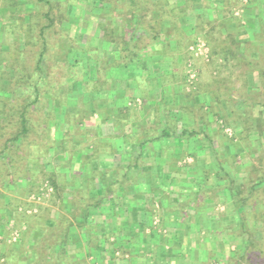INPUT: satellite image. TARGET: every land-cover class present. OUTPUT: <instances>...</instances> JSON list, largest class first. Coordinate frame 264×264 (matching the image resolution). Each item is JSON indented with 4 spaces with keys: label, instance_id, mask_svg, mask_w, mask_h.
I'll use <instances>...</instances> for the list:
<instances>
[{
    "label": "crops",
    "instance_id": "crops-1",
    "mask_svg": "<svg viewBox=\"0 0 264 264\" xmlns=\"http://www.w3.org/2000/svg\"><path fill=\"white\" fill-rule=\"evenodd\" d=\"M233 2V0H126L128 9L124 14L119 8L114 9L113 1L110 2L109 8L100 5V13L93 20L94 23L81 30L86 39L94 38L93 42L97 40V44L90 46H93L95 52L100 55L98 56L100 63L97 66L101 70L95 75V83L98 82L100 85L95 84L94 88L92 87L94 92L82 93L80 103L82 102L83 107L76 111L79 115L78 121H85L80 125L95 132L96 136L94 135L92 143L85 144L84 136L70 138L72 136L70 132L75 126L66 123L69 136L61 140L64 145L60 147V143L54 144L52 109L43 113L45 118L50 116L48 124L30 122V127L35 128L34 133L37 136L32 143L31 133L26 134L29 138L22 135V116L24 112L30 114L39 109L34 107L23 112L21 108H4L0 103L2 166L0 197L9 198V203L0 205V226L4 227L6 221L10 222L13 218L14 224L18 226L20 225L18 222H21L20 217L31 214L26 208L33 203L27 201L28 205L23 207V203L18 201V198L22 200L23 191L20 187L27 185L29 189L31 183L37 179L38 172L46 169L47 158L60 155L63 156V163L55 168L62 169V177L61 174L59 176L67 182L65 189L67 197L74 194L73 196H80L86 200L90 195L101 194L103 189L100 184L108 179L115 178L116 181H120L124 177H129L134 180L133 185L124 190L118 189L116 184L112 186L118 193V205L105 204L106 209L103 213L99 209L90 211L94 214L89 226L95 224L97 229L91 243L100 245L104 251H94L90 248L87 253L83 232L74 221V233L77 236L74 237V242H68L66 250L63 248L60 264H126L125 261L128 260L129 264H157L155 259H158V249L155 255H151L149 251L145 252V249L136 255L130 254L136 250L125 245L136 242V233L126 234L125 240H121L119 244L115 243V238L124 227L129 230L141 222L144 209L149 204L146 200H150L151 197L153 203L149 206L153 214L150 225L145 226L143 233L148 235L151 229H155L154 231L157 230L156 232L161 234L160 231L165 226L159 220L158 213L161 208L157 198L166 196L167 189L161 180L164 181L171 173L169 165L175 162L176 167L189 164L191 168V164L195 162L194 155L198 162L205 149H209L211 153V149L215 147L211 141L214 116L211 111L223 100V90L229 88L230 82L244 85L245 88L258 82L260 78L258 68L250 61L257 60L258 51L263 48L257 42L256 36L259 34L257 23L264 19V0H249L248 5L244 2L245 6L239 11L238 8H233ZM1 11L4 12V9L1 8ZM96 12L98 13V10ZM244 12L248 13L246 15L248 25H245ZM238 21L244 26L238 27L237 25H240ZM99 24H102L101 28H98ZM250 24L252 27L249 28ZM107 30L111 31V37L108 38L110 42L104 38ZM198 39L206 43L208 53L206 58L194 60L195 62L200 60V68L192 81L194 87L188 90L184 69L188 68L187 58H192L189 46ZM123 64L126 72L114 71L115 68H119L120 71ZM247 67L250 69L246 71ZM201 73L204 75V84H201L203 79ZM86 81L87 79L84 83ZM0 83L6 81L0 80ZM103 85L107 87L104 88ZM195 87L199 93L188 97V94L195 91ZM9 92L0 86V102L13 104L18 92L14 99L9 97ZM92 105L97 112L87 118L86 109L89 110ZM203 106L206 112L200 113L199 117L196 115L195 118L191 117L194 107L197 108L195 111L199 112ZM71 112L75 113L74 109ZM93 117L97 118L94 125ZM38 124L42 126L39 128ZM26 128L28 129L27 126ZM43 130L46 132L45 137L41 135L43 139H40L39 133ZM88 135L91 136L90 139L93 137L90 133ZM152 137L157 138L150 143L145 142ZM23 147L28 151H23ZM22 160L26 163L24 171H20ZM133 163L140 167L137 170L131 169ZM190 173L194 175L193 171ZM92 180L91 191L88 184ZM158 182L160 188L156 187ZM97 191L99 193H96ZM37 192L38 189L32 194L26 192L24 196L36 195ZM56 194L59 193L54 192L52 188L39 204V209H43L49 207L51 199L54 205L57 201V206L52 211L53 218L47 216L44 222L49 228H54V234L45 237L44 233L40 235L38 230L37 234L32 231L33 237L27 243L26 241L23 243L28 248L24 250V255L30 257L32 261L30 264L35 262L31 255L33 250L39 249H43L47 257L50 255L48 260L55 262L56 254L50 253L44 245L54 243L61 227L64 226V223L57 219L58 213L62 212V215L65 213ZM77 202L84 213V201L77 199ZM21 205L22 207L18 209ZM162 233L167 234L165 230H162ZM77 246L78 251L75 249ZM126 249L130 252L124 251ZM23 259L22 264H25Z\"/></svg>",
    "mask_w": 264,
    "mask_h": 264
},
{
    "label": "rangeland",
    "instance_id": "rangeland-1",
    "mask_svg": "<svg viewBox=\"0 0 264 264\" xmlns=\"http://www.w3.org/2000/svg\"><path fill=\"white\" fill-rule=\"evenodd\" d=\"M14 1L19 2V0ZM20 1L22 5L20 7L21 9H19L20 14L18 15V21L31 25L30 34L33 36L30 42L34 43H28L23 47L25 40L24 32L17 34L15 29L12 31L8 30L5 33L0 31V50H2L0 51V76L2 81L11 80L12 77L16 78V76L19 77L18 72H15V69H13L15 65L16 68H19L18 66L25 70L27 68L28 72L26 73L31 74L35 65V58L37 56L36 53L40 50V46L35 42V31H37V27L40 24L47 23V20L42 16L48 11V6L45 3L41 0ZM52 1L54 3L58 2V5L54 9L57 11V15L65 13L67 1L70 6H74L73 11H71V8L67 10V13L70 12V15H73L72 21L76 22L71 25L69 33L71 37H75L79 41H81L82 38L81 43H84V45L88 47L89 45L87 43L90 38L86 39L85 35L81 33V30L83 28H88V25L94 23L93 20L99 16L100 5L104 7L108 5L107 8H109L111 5L110 2L113 1V5L115 7L114 9L119 8L123 12L122 14H124L128 9V5L126 6V0H95V2H92L93 0H78V2L74 0ZM233 1V8H238V11L244 6V0ZM248 3L249 0H247L246 5H248ZM15 7L17 8L18 5H15ZM114 9H112V11H114ZM96 10H98V13ZM246 15H248V13L244 12V19L246 20L245 25H248L249 23L247 22ZM6 16H8L7 11L3 12L0 9V19L5 18ZM25 16L27 19H25ZM22 17L24 19H21L20 21L19 19ZM238 24H240L239 21ZM237 26L241 27L244 26V24ZM250 27H252L251 24L249 25V28ZM257 28H259V34L256 36V39L257 42L260 43V46H263V48L261 47L262 49L258 51L259 54L258 58H256L257 60L250 62L257 66L259 75H264V19L260 23H257ZM55 31H58V29ZM48 32L50 35L49 43L53 46L49 49L50 58L49 60H46V63L50 66L47 70L50 75H52L51 82L55 87L53 96L49 95V97L46 95V97H49L48 99L53 97V99H56L55 96L58 93L59 95H62V98L59 97V99L65 105V92L68 90L69 85L66 82V70L64 68H53L55 64L54 55L55 53L57 54L61 43H64V36L60 34L55 35V33L51 30ZM17 35L20 36L17 37ZM26 35H28L27 32ZM93 41L94 38L93 40L91 38L92 44H97V40H95V42ZM91 48H93V46H91ZM191 55L192 58H187L186 64L190 65V69L196 77V73L199 72L200 68V60L197 62L194 60L196 58H204L195 57L192 53ZM187 69L188 68H186V70L184 69V75L185 73L187 75ZM249 69L250 67H247L245 70L247 71ZM235 71H237V69ZM79 76H81V74ZM101 77L102 76H100V78ZM183 77L185 78V76ZM203 77L204 75L202 76L201 73V78ZM260 80L261 78H259L256 85L251 84L248 88H245L244 85L242 86L240 84L238 85L234 82H230L229 88L226 91L223 90V100L217 103L218 107L215 110L212 109L211 111L214 113L211 126V129H213V140L211 139V141H213V145L215 147L211 149V153L209 149L204 150L203 155H201L202 157L198 158V162H195L201 169L199 170L197 167L199 170L197 175L196 172H194L196 177L200 174V177L202 178V169L206 168L209 170L211 175L206 181V185L208 187H216L221 184L225 186L227 180L232 179L233 184L242 188L240 192L243 197H246L249 193H251L252 198H247L248 200L246 199V202L238 210H236V205L233 204L232 200L228 198V194L225 193L223 196H220V199L215 200L216 202H211L205 207V210L203 209L197 214V227H195L191 233H184L185 235L182 241L181 253L178 256H174L172 261L165 260V262H163L159 258H154L157 261V264H264V179L260 184L256 182L258 181V177L264 178V83L260 82ZM12 81L15 82V79ZM95 84L98 86L100 85V83L97 82L92 85H88L86 88L92 89ZM186 84L188 90L194 87L192 83L189 84L186 82ZM201 84H204V78L201 80ZM103 87L106 88L107 86L103 85ZM224 87L226 88V86ZM42 89L43 86L40 91L41 97L45 98ZM24 90V94L20 92L19 97L16 98L17 100L15 104L7 105L4 101L0 103L4 108H21L24 104L29 103L30 99L29 93L31 90L27 88ZM194 90L195 91L191 93L189 92L190 94H188V97L199 93L196 87ZM48 99H46V101L43 100L45 102V106L41 107L39 111L31 112L26 116L29 133H31L33 137L32 143H34L37 136L34 133L35 128L32 129L30 127V122L38 121L40 123L39 119L43 117L45 110L49 112L51 109L53 110L52 120L54 121V144L61 143L63 141H59L61 138L65 139L66 136H69V128H67L68 126L66 123L75 126L70 132L72 135L70 138L76 139L74 137L77 135L84 136L86 138L85 144H90L94 141L95 132L93 130L84 129L83 125H80L85 121H78L79 115H77L76 111L78 108L83 107L82 102L80 103V101H78L75 106L66 104V110L72 109L71 111H73L74 109L75 113H72L71 111L68 112L69 116L66 118L65 122H62L61 124L62 118L59 116L60 113L57 112L55 106H53V104L50 105L53 107L46 105ZM29 105L28 110L34 109V107L38 108L35 105ZM201 108L202 109L197 112L195 111L197 108L194 107V110L192 109V112H194L191 117L194 116L195 118V115L196 117H199L200 113L207 111L204 106ZM96 119L97 118L93 117L92 125H94ZM89 133L93 136L91 139V136L88 135ZM26 137L29 138V136ZM24 150L28 151L27 148L25 149L23 147V151ZM62 159L63 156L61 157L60 155H54L47 158L45 161L46 169L43 170L44 173L43 171L38 172L39 175L37 179L33 181L35 182V185L37 184L41 187L42 185L44 186V184L47 183L48 177L51 175H53L54 179H56V184H59L61 181L59 174L62 176L63 173L62 169L59 170V168L57 169L55 167H58L60 166L59 164L63 163ZM21 166L22 168L20 171H24L26 166L25 160L21 161ZM1 167L2 166L0 165V169ZM52 167L55 169H51ZM214 174L222 176L225 181H223V179L221 181L217 180L216 175ZM252 186L254 187L252 188ZM20 189L23 191L22 200L18 198V201L23 203V207L28 205L27 201L33 203V205L30 204L32 207L28 206L26 208L27 211L31 213L29 216L20 217L19 220L21 222H18L20 225L16 226V223L14 224L13 222L15 219L13 218L12 221L8 222L4 226V234L8 235L6 242L9 243L12 241V243H19L17 246L9 249L0 245V253L4 252L5 254L6 252L8 255L12 252L13 256L15 255L10 262L11 264H22V255L25 254L24 250H28L23 243L25 244V241L27 243L29 239L33 237L34 233H32V231L37 234L36 230H38L40 231V235L44 233L45 237L47 235L54 234V229L46 226L44 222L46 221L45 217L47 216L48 218H53L54 215H52V211H54L55 206H57V201L54 205V202L52 203L53 200L51 199L48 203L49 207L47 206L43 209H39V204L44 200V198H46V196L39 200H33L30 195L28 197L27 195H24L29 189L30 192H34L37 187L27 189L26 185V187H20ZM177 191L181 194L186 193L188 188L177 187ZM8 199L9 198L7 196L5 198L0 197V205L9 203ZM10 202H12V200ZM21 207L22 205L18 207V209ZM35 212L36 214H34ZM165 221L168 223L171 219H165ZM13 227L15 228L12 229ZM171 229V227L165 226L160 232L162 233V230L169 232ZM20 241H22V243ZM25 257L26 255H24V258Z\"/></svg>",
    "mask_w": 264,
    "mask_h": 264
},
{
    "label": "trees",
    "instance_id": "trees-1",
    "mask_svg": "<svg viewBox=\"0 0 264 264\" xmlns=\"http://www.w3.org/2000/svg\"><path fill=\"white\" fill-rule=\"evenodd\" d=\"M41 1L48 6V11L42 15L47 20V23L40 24L37 27V31H35V37H36L35 42L40 46V50L36 53L37 56L35 58L34 68L31 71V74H29L26 73L28 72L27 68L26 70L20 66H18L19 68H16L15 65L13 69H15L14 70L15 72H18L19 77L16 76V78L12 77L11 80L10 79L4 80V82L6 81V83L3 84L0 83V86H2L4 90L10 91L9 97L13 99L16 98L15 97L16 92H18L17 97H19L20 92L24 94L25 88L31 90L29 93V98H30L29 103L24 104L21 107V109H23V112L25 111V109H28V106H30L29 104H31L32 106L33 105L37 106L38 109H41V107L45 106V102L43 100L46 101V99H48L50 96H53L54 87H55L54 84L51 82L52 75H50V73L47 70L50 66H48V63H46V60H49L50 58L49 49L53 46L52 44L49 43L50 35L48 31L51 30L52 32L55 33V35L60 34L64 36V43H61L57 54L55 53L54 55L55 64L53 68H57V69L64 68L66 70V74H65L66 82L69 84L68 90L65 92L66 102L64 105L60 101L59 97L62 98V95H59L58 93L55 96L56 99H53L54 98L53 97L48 99V101L46 102V105L50 106L53 104V106H55L57 112L60 113L59 116L62 118L61 121L62 123L65 122L66 118L69 116L66 110L67 105L75 106V104L78 101H81L80 96L82 95L83 92L88 91L87 92L88 94L95 91L94 89L87 90L86 87L90 84L92 85L93 83H95V75L97 71L101 70L97 66V64L100 63L99 62L100 55L99 53H96L93 48H91L90 46V44H92L91 39H89L87 43L89 45L88 47L84 45V43H81L82 41L77 40L75 37L74 38L71 37L69 33L70 27L72 24H75L76 22L72 21L73 15H70V12L67 13V10L71 8V11H73L74 6L72 5L70 6L68 1L66 0L67 8L65 13L57 15V11L54 9L58 5V2L54 3L52 0H41ZM74 1L78 2V0H74ZM15 5H18V7L16 8ZM21 5L22 4L20 0L19 2H15L14 0H0V9L3 8L4 11H7L8 13V16H6L3 19H0V31L5 33L8 30L12 31L13 29H15L17 34H20V32H24L25 33V40L23 43V47H24V45H27L28 43L32 44L34 42H30L33 36L32 34H30L31 25L24 24L23 22L18 21V15L20 14L19 9H21L20 8ZM21 19L24 18L22 17L19 20L21 21ZM25 19H27L26 16ZM101 25L102 24H99L98 28H101ZM56 29H58V31H55ZM26 32L29 36L26 35ZM19 36L20 35H17V37ZM110 37H111V31L108 30L107 32L105 31V37H104L105 40L109 41L108 38ZM0 49H1V45H0ZM126 70L127 69L124 64L123 67L120 68V71L119 68L114 69V71H118L120 73L126 72ZM80 74L81 76H79ZM259 77L261 78L260 82L264 83V75L263 74L259 75ZM14 79L15 82L12 81ZM85 79H87V81L84 83ZM0 80H1V76H0ZM42 86H43L42 90L45 98L41 97L40 91ZM263 88H264V84H263ZM71 93H73L74 95ZM46 95L48 96L50 95V96L46 97ZM16 100L17 99H15L13 104H15ZM95 112H97V110L95 111V107L94 105H92V107L89 110L86 109V117L88 118L92 116ZM24 113L27 114V112ZM25 114L22 116V120H23L22 135L26 136V134L29 133V129L26 128L27 120L25 119L26 116ZM39 121L42 124H48V122L50 121V116L48 115L47 118H45L44 116L41 119H39ZM38 125L40 128L41 124ZM45 133L46 132L44 130L42 133H39L40 139L41 138L43 139L42 136L45 137ZM188 134L191 135V133ZM156 138L152 137L145 142L150 143ZM62 139L63 138H61V140ZM63 145L64 142H61L59 146L62 147ZM193 157H195V162H196V156L194 155ZM195 162L191 164V168L189 167L190 166L189 164L185 166L183 165L182 167L181 166L176 167L177 165L175 162L171 163L169 165V170L171 173L169 172L170 174L167 175V178L164 179V181L161 180L162 183H165L167 191H166V196L157 198L159 199V204L161 208L160 210L161 212L159 211L158 213L160 218L159 220L161 221L163 226H169L172 229L169 232H167L166 235L164 234L162 235V233L161 234L157 233L156 232L157 230L154 231L155 229H151L152 230L151 233H149L148 235H144L143 233L144 228L146 225L147 226L150 225L153 214L151 212L152 209L150 207L153 203V198L151 197L150 200H146L147 202H149V204L144 209V216L141 222H138V224H135L133 227H130L129 230L126 227L121 229L118 232L119 234L116 235L115 238L116 244H119L121 240H125L124 237L127 236L126 234L130 235L136 233L137 234L136 242L132 243L131 245H125L127 248H130L132 246L136 251L130 252L127 249L124 251L130 252L131 255H136L138 254L139 251L144 249L145 252L149 251L151 255H155L156 252L158 251L157 256L159 259H161V261L163 262H165V260L172 261L174 259V256H178L181 253L182 241L185 235L184 233H191L192 230H194L195 227H197L196 224L197 214L200 213V211H202L203 209L205 210V207L207 205H209L211 202L217 199H220V196H223L225 193L228 194V198L232 200L233 204L236 205V210H238L246 202L247 198L248 199L252 198L251 193H249L246 197H243L240 192L242 188L240 186H236L235 184H233L232 179L227 180L225 186L221 184L216 187H211V186L208 187L206 185V181L208 177L211 175V173L209 172L208 169L203 168L202 169L203 177L201 178L200 174L199 176L196 177L197 173H199V170L201 168H199V166H197ZM131 167H132L131 169L137 170L140 167V165H138L137 163H133ZM197 167L199 168V170ZM192 171L196 172V175L195 174L192 175L190 173ZM102 174L103 173H100V175ZM216 178L219 181L223 179L222 176L219 175H216ZM263 179H264L263 177H258V181L256 182L260 184ZM223 181L225 180L223 179ZM125 182H129V184H125ZM133 183L134 180L130 179L129 177H124V179H121L120 181L119 180L116 181L115 178L108 179L100 184V186H102L103 189V192H101V194L97 191L96 193L99 194L95 196L90 195L89 199L84 200L80 196H76V195L73 196L74 194L71 195V197H67V195L65 194L67 182L61 178L60 183L56 184V179H54L53 175L49 176L47 180V184L50 187L52 186L54 192L59 193L56 194V197L60 200L61 203L60 207L62 211H64L65 213V215H62V212L58 213L57 219L58 221L64 223V226L61 227L59 236L57 239L54 240V243H47L44 245V248L46 249L48 248L50 253L56 254L55 262L48 260V257H50V255H48L47 257L46 254H44L43 249L41 250L39 249V250H33L31 254L32 258H34L35 260L33 264H60L61 261L60 254L64 252L63 248L64 250H66L68 246V242L69 241L74 242V237L77 236V234L74 233L75 231L74 228L75 226L73 225L74 221L78 224L79 229L82 230L83 232L84 242H85L84 244L87 253L90 251V248L94 251L103 252L104 249L100 245L91 243L93 241L91 240V238L93 235H95L94 232H96L97 229L95 224L91 227L89 226L90 220L94 214V213H90V211L99 209L100 212L103 213L104 210L106 209V206L104 207L105 204H113L115 206L118 205L117 204L119 200V197L117 196L118 193L112 188V186L116 184L118 186V189L124 190L125 188L127 189L131 187ZM88 185L92 191L93 180L90 181ZM254 186H252V188ZM33 187L34 188L37 187L38 192L36 193V195H39L40 194L39 187L41 186L37 184L35 185V182H32L30 188ZM156 187L160 188L159 182L157 183ZM177 187L178 188L186 187L188 188V191L186 193L181 194L177 191ZM29 190L27 192L32 194V192H30ZM77 199L84 201L85 203L84 213H82L81 207H78ZM165 219L167 220L171 219L170 221L171 223L170 222L167 223ZM6 223L8 222L6 221ZM14 228L15 227H13L12 229ZM3 229L4 227L0 226V245L6 247L7 249L17 246V244L19 243L6 242V238L8 237V235L4 234L5 231ZM36 232L38 233V231ZM82 232L80 231L81 234ZM102 243L105 244L104 241H102ZM75 249L78 251L79 249L78 246ZM14 256L12 252H10L8 255L6 252L5 254L4 252H1L0 264H11L10 262ZM29 258L30 257H26V259H23L25 261V264H30V262H32L30 261ZM125 262L126 264H129V260Z\"/></svg>",
    "mask_w": 264,
    "mask_h": 264
},
{
    "label": "built area",
    "instance_id": "built-area-1",
    "mask_svg": "<svg viewBox=\"0 0 264 264\" xmlns=\"http://www.w3.org/2000/svg\"><path fill=\"white\" fill-rule=\"evenodd\" d=\"M244 2H247V0H244ZM236 14H238L237 10H236ZM189 50L195 57H204V58L207 57V53H208L207 46L203 40H200V39L196 40L190 46ZM187 70L188 71H187L186 81L190 84L194 80L195 74L191 71L190 65H188ZM39 191H40L39 195L31 196L33 200H39V199H42L44 196H47L52 191V188L46 183L44 184V186L42 185V187H40Z\"/></svg>",
    "mask_w": 264,
    "mask_h": 264
}]
</instances>
